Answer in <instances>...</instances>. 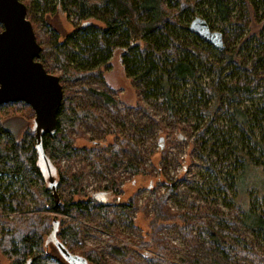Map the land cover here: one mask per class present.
<instances>
[{
	"label": "trees",
	"instance_id": "1",
	"mask_svg": "<svg viewBox=\"0 0 264 264\" xmlns=\"http://www.w3.org/2000/svg\"><path fill=\"white\" fill-rule=\"evenodd\" d=\"M20 1L26 7V18L41 47L39 61L47 73L58 77L62 88L56 132L43 133L40 143L58 189L68 185L72 197L58 193L57 201L45 186L33 130L27 129L20 138L14 139L4 124L3 118L7 114L25 110L32 113L28 105L22 102L0 105V214H26V196L36 201L35 210L39 212L30 214L26 220L17 215L13 222L3 223L6 230L0 235V252L12 264H68L53 244L45 245L49 235L47 229L52 228L53 220L59 224L57 239L71 254L79 255L88 264H106L101 252L83 244L82 224L74 218L100 209L108 219L111 216L103 211L107 205L97 203L92 198L93 193L88 195L82 189L78 190L81 176L60 167L61 160L73 159L78 152L71 133L78 131L81 124L106 122L109 125L106 132L115 135L116 141L103 153L105 157L119 159L124 170L133 176L151 174L143 163L126 159L122 154L128 146L136 151L139 142L135 135H127L118 129V126H125L123 118L127 109L121 107L109 91L92 92L112 115L109 120L92 105L79 106L72 92L75 88L72 84L81 83L75 90L79 93L85 89L88 79H103L115 50L120 52L124 77L142 101L152 100L161 106L172 125L194 120L198 136L203 139L204 135L218 136L215 145L209 143L203 154L218 192L226 195L234 192L237 196L239 186L247 181L250 185L245 186L244 193L253 189L261 193L264 200V186L259 185L264 183V177L255 176L258 170L264 174V0ZM56 7L73 26L61 41L37 15L53 13ZM195 14L206 21L210 30L221 33L222 51L215 50L188 30ZM216 23L217 28L214 27ZM202 76H206V83L201 82ZM81 151L86 153L87 160L94 158L96 168L101 166L95 149L83 148ZM224 166L232 168L234 173H242L235 174L229 184L225 177L218 175ZM248 171L252 172L249 177ZM176 184L167 190L173 191ZM115 188V182H112L102 191L117 195ZM74 196L81 199L74 200ZM233 197L236 200L237 197ZM223 200L225 206L232 209L230 202ZM119 206L123 211L135 210L132 200ZM235 206L239 210L240 207ZM247 206L240 208L237 221L258 241L257 249L264 252V213L250 200ZM40 213L44 214L43 219L38 217ZM51 214L55 218L50 225ZM208 216L214 223L198 220L192 224L207 247L236 262L245 258L253 264H264V257H260L242 235L225 225L227 219L223 214L211 211ZM59 217L61 221L57 219ZM125 220L133 227L128 217ZM110 227L115 230L113 224ZM149 244L143 243V246L149 247ZM123 246L127 248L125 244ZM107 247L114 256L122 253L111 242ZM154 256L147 257L149 264H170L165 261L168 253L163 246H156Z\"/></svg>",
	"mask_w": 264,
	"mask_h": 264
},
{
	"label": "rangeland",
	"instance_id": "2",
	"mask_svg": "<svg viewBox=\"0 0 264 264\" xmlns=\"http://www.w3.org/2000/svg\"><path fill=\"white\" fill-rule=\"evenodd\" d=\"M37 15L59 35V41L73 30V26L58 7L53 13L45 15L38 13ZM197 16L201 17L195 14L191 20ZM92 23L102 27L96 21ZM214 27L217 28L218 24L216 23ZM119 56L120 52L115 50L109 61L110 68L103 74V79H88L85 82V89L79 93L75 90L81 83L72 84L71 86L75 87L72 92L75 93L79 106L92 105L105 114L109 120H112V115L92 92L109 91L121 107L127 109L126 116L123 118L125 126H118V129L127 135H135L139 138V142L136 151L128 146L122 154L126 159L143 163L151 174L150 176H133L124 170V164H120L119 159L105 157L103 153L116 141L115 135L106 132L109 129L106 122L83 123L78 131L71 133L74 147L78 149V152L73 159L61 160L60 167L68 168L72 175L81 176L78 190L82 189L88 195L98 194L100 199L96 202L106 204L103 211L111 216L108 219L105 218L100 209H93L88 215L76 216L74 219L82 224L83 244L101 252L106 264H149L148 258L155 257L157 245L163 246L167 251L168 258L166 257L165 261L170 264H253L245 258L239 262L230 260L218 251L207 247L199 239L192 224H196L198 220L214 223L208 216L213 211L223 214L227 219L225 225L242 235L245 241L257 250L259 256L264 257V252L257 249L260 245L258 241L237 221L240 208L248 207V200L264 213V200H262L261 193L253 189L244 193L245 186L250 185L247 181H243L239 186L237 196L234 192H230L229 195L218 192L215 188L214 175L203 160L206 147L210 145L209 143L215 145L214 142L218 136H212V138L204 135V139L201 138V135H197L194 120L182 122L178 126L172 125L167 121L161 106L152 100L142 101L124 77ZM49 59L52 60V57ZM205 77H201L202 83H206ZM29 109L31 110L30 107ZM33 119V111L29 113L25 110L21 113L7 114L3 121L11 137L18 139L25 130H33ZM33 133L35 135V130ZM209 139L211 140L208 141ZM130 140L135 143L134 140ZM83 148L96 150V158L101 163L99 168L93 165L94 158L86 159V153L81 151ZM240 173L242 172L234 173L232 168L224 166L218 175L220 178L225 177L227 183L230 184L233 182L232 177ZM43 174L47 187L44 169ZM246 175L249 177L252 172L248 171ZM255 176L264 177V174L258 170ZM54 180L57 187L55 176ZM112 182H115L117 195L102 191L105 185H111ZM174 183L177 184L173 191H168V187ZM259 185L264 186V183L260 182ZM56 191L55 199H58L59 194L66 198L72 197L68 185L59 189L57 187ZM234 195L237 197L236 200ZM39 197L43 198L40 195ZM224 198L230 202L232 209L225 206ZM73 199L80 200L81 198L74 196ZM25 200L28 205L26 214L23 212L22 216L18 215L20 212L0 214V235L6 230L4 222L8 224L13 222L17 215L26 220L30 214L37 211L35 200L29 196H26ZM130 200L135 210L123 211L119 205L129 203ZM235 205L240 207L239 210ZM38 217L43 219L44 214L40 213ZM125 217L133 222V227L126 224ZM53 218L55 216L52 214L48 218L50 225ZM57 219L61 221L60 217ZM185 220L188 222L185 223ZM55 222L58 224V221ZM110 224L114 225L115 230L110 227ZM57 226L59 227V224ZM52 228L49 226L47 234H50ZM109 242L122 250L119 256H114L109 252L107 247ZM143 243L152 244L145 247ZM123 244L127 248H124ZM0 264H12V262L0 252Z\"/></svg>",
	"mask_w": 264,
	"mask_h": 264
},
{
	"label": "water",
	"instance_id": "3",
	"mask_svg": "<svg viewBox=\"0 0 264 264\" xmlns=\"http://www.w3.org/2000/svg\"><path fill=\"white\" fill-rule=\"evenodd\" d=\"M0 25V105L22 102L33 111L39 166L42 175L43 169L46 173L47 189L56 197L54 172L41 148L40 138L43 133L56 132L57 113L63 98L62 88L58 77L47 73L39 61L41 47L35 40L31 23L26 18V7L20 0H0ZM188 30L217 51L224 49L221 33L210 30L204 19H192ZM92 198L100 199L98 194L92 195ZM57 225L54 221L45 245L53 244L68 264H88L59 242L56 237Z\"/></svg>",
	"mask_w": 264,
	"mask_h": 264
}]
</instances>
